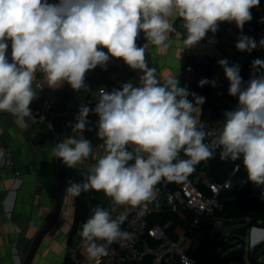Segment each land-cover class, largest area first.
Here are the masks:
<instances>
[{
    "label": "clouds",
    "instance_id": "obj_1",
    "mask_svg": "<svg viewBox=\"0 0 264 264\" xmlns=\"http://www.w3.org/2000/svg\"><path fill=\"white\" fill-rule=\"evenodd\" d=\"M259 4L260 0H0V112L32 117L30 105L44 88L38 73L49 88L67 84L89 93L86 73L105 68L111 58L122 59L142 73L138 85L129 81L111 92L100 89L94 107L81 104L73 135L52 149V156L68 168L84 165L93 157L94 146L83 132L90 113L98 116L96 136L104 154L81 172L79 182L68 181V194L103 192L113 209L135 207L147 201L162 180L185 181L196 165L214 158L216 149L222 160H242L247 181L264 185V60L252 61L246 85L239 64L218 61L237 105L223 112L220 128L207 131L194 115L201 114L206 98L180 87L176 76L162 82L146 59L148 43L161 51L171 46L177 19L185 34L184 49L205 38L214 44L219 25L234 22L241 30L236 49L251 53L258 44L243 34V27ZM141 33L146 41L142 46L137 44ZM259 47H264V39ZM216 84L203 78L198 86ZM208 137L212 139L206 142ZM4 155L0 149V158ZM125 220V214L114 218L107 208L97 206L81 225L82 245L93 264H101L109 245L131 237L121 229ZM181 264L190 262L183 256Z\"/></svg>",
    "mask_w": 264,
    "mask_h": 264
},
{
    "label": "crops",
    "instance_id": "obj_2",
    "mask_svg": "<svg viewBox=\"0 0 264 264\" xmlns=\"http://www.w3.org/2000/svg\"><path fill=\"white\" fill-rule=\"evenodd\" d=\"M49 2H56V0H49ZM251 12L254 20H264V0H260L259 6L251 9ZM183 39L178 30L171 33V46L166 51H161L148 43L146 59L149 67L156 69L162 82L169 76H176L179 82H191L193 75L184 71L185 66L188 65L187 57L208 55L217 63L215 80L221 91L224 82L220 84V70L223 72V69L218 61L225 59L220 52V46L225 45V42H221V45L210 44L208 38H205L197 46L184 49ZM145 43L144 38L143 45ZM141 74L127 66L119 72L90 77L85 83L90 92H76L68 105L80 107L86 96L100 89L111 92L112 89H118L123 83L129 81L138 85ZM37 78L43 80L39 73ZM44 82L46 84V81ZM67 86L64 84L56 88L60 96ZM213 91L214 87L212 93ZM212 98L216 99L213 96ZM90 116L95 122L98 120V116L91 113ZM30 130L38 136L37 140L31 138ZM71 135L73 134L62 128L63 138ZM54 147L53 132L45 130L41 125L30 126L28 117L19 119L9 113L0 112V149L3 151L6 148L10 149L14 157L12 169L0 170V264H20L17 256L21 253L25 255L36 233L53 212L58 184L57 159L52 156ZM103 154L94 146L93 157L85 161L84 165H78L77 169L68 168L65 165V189L69 180L79 182L82 179L81 172L94 162L95 157ZM100 194L105 196L103 192ZM76 197L65 190L59 218L44 237L31 264H66L68 259L73 264H93L82 245L79 228L74 229ZM109 199L106 197V202ZM261 235V232L253 233L252 238L260 239ZM248 239H250L249 231L244 238L246 243L244 250L249 256L252 255L253 261L246 260L245 264H264V246L254 254L255 248L250 247L252 241L247 242ZM68 248H71L73 252L71 255H68ZM22 259L23 257H20V261Z\"/></svg>",
    "mask_w": 264,
    "mask_h": 264
},
{
    "label": "built area",
    "instance_id": "obj_3",
    "mask_svg": "<svg viewBox=\"0 0 264 264\" xmlns=\"http://www.w3.org/2000/svg\"><path fill=\"white\" fill-rule=\"evenodd\" d=\"M184 71L189 75L194 74L189 65L185 66ZM38 80L43 83L44 88L38 90L37 99L31 103L32 117H28V120L30 126L41 125L45 130L53 132L54 108L60 99V93L56 89L47 87L43 80ZM98 91L86 96L83 104L94 107L97 102L95 95ZM219 102L227 110H233L237 105L235 99H230L227 96L220 97ZM79 108V106L65 105L59 113L61 127L71 134H73L72 125L75 123ZM204 113L206 115L204 118L201 117L202 111L201 114L194 113V115L204 124L207 131H213L222 126L223 117L212 118L214 114L212 106H208ZM88 121L89 123L83 135L99 151L103 152V149L98 147L102 141L96 136V122L90 115ZM29 134L31 138L37 140L38 136L32 130L29 131ZM211 139L212 137H208L206 142ZM219 150L216 149L215 152ZM4 152V157L0 158V170L12 169L14 166L13 154L8 148ZM238 169L239 165H235L232 174L237 172ZM200 185L203 186L202 189ZM252 185L255 188L257 199L264 205V185ZM231 188L230 178L223 181L212 180L207 176L204 166H201L181 183L162 180L155 186L152 196L138 206H120L113 209L112 202H106L105 208L112 212L114 218L120 214L126 215V220L121 225V229L130 233L131 237L109 245L108 255L101 257V264H181L183 256L188 258L190 264H198L197 259L190 254L191 251L198 249L200 245V240L196 235H200L220 223L217 221L212 223L208 218L221 211L220 197ZM163 210H170L179 214L180 223L175 225L173 221L169 220L163 224L151 225L149 221L151 215L160 213ZM179 210L184 214L181 215ZM181 224L184 225L181 226ZM259 232L262 233L260 239L253 240L252 234ZM249 234V241H252L250 247L254 249L263 242L264 228L252 226ZM185 247L187 248L185 249ZM206 247L207 250H210L208 241Z\"/></svg>",
    "mask_w": 264,
    "mask_h": 264
},
{
    "label": "trees",
    "instance_id": "obj_4",
    "mask_svg": "<svg viewBox=\"0 0 264 264\" xmlns=\"http://www.w3.org/2000/svg\"><path fill=\"white\" fill-rule=\"evenodd\" d=\"M262 21L264 20L257 21L252 18L251 21L246 22L243 27V34L249 37L254 38L252 35L258 34L257 38H254L258 45L259 41L264 39V22ZM233 24L235 32L241 34V30L237 28L234 22ZM175 27L184 38L185 34L183 29L180 28V21L178 19L175 22ZM186 63L191 66L194 71L193 80L191 82L180 81L179 86L186 87L190 92H194L197 95L206 98L204 104L202 105L201 117H206L204 111L208 106H212L214 108V114L212 118L223 117V112L227 110V108L220 104L219 99L222 96H227L232 99L228 93L223 91L224 85L215 100L212 98L213 87L211 85H205L204 87L198 86L199 81L203 78L215 80L217 66L216 61L208 55H190L187 57ZM189 99H191V96ZM219 153L220 150L215 152L214 158L202 161L195 166V169H199L201 166H204L207 176L215 181H223L226 178H230L232 188L225 191L220 197V202L222 204L221 211L217 212L214 216L209 217L208 220H210L212 223L215 221H239L240 227L237 229V235L234 234L232 236V240H236L235 244L237 245V249L228 253H211V251L207 250L206 247V242L209 238V231L211 230L209 228L204 233L196 235L200 240V245L198 249L191 251L190 254L197 259L198 264H245L246 260L252 262L253 257L252 255L249 256L245 252L242 243L244 242V238L252 226L264 228V205L257 199L253 185L247 181V174L244 170L242 160L225 161L220 158ZM235 165H239V169L237 172L232 174L233 167ZM200 188L202 189L203 186L200 185ZM105 198L106 197L102 196L100 192L96 191L81 193L79 196H77L74 229L79 228V230H81V225L91 216L92 210L94 208L97 206L105 208ZM169 220L173 221L176 225L180 223L181 218L179 217V214L170 210H163L160 213H153L149 218L151 225L163 224ZM183 225L184 224H181V226ZM170 235H172V233H170ZM262 245L263 244H259L256 246L253 253L255 254L257 250L262 248ZM72 253L73 252H71V248H68V255H71ZM66 264H73V262H70L68 259Z\"/></svg>",
    "mask_w": 264,
    "mask_h": 264
},
{
    "label": "rangeland",
    "instance_id": "obj_5",
    "mask_svg": "<svg viewBox=\"0 0 264 264\" xmlns=\"http://www.w3.org/2000/svg\"><path fill=\"white\" fill-rule=\"evenodd\" d=\"M263 32V31H262ZM212 33H208V37H212ZM240 34L236 33L234 30V24L233 22L229 25V23L224 22L219 25V30L215 34V43L217 45H221V42H225V45L220 46V52L223 54L225 59L229 61V64H239L240 66V75L243 78V81L245 82V85L247 81L250 78V75L252 73L251 63L253 59L260 58L261 60H264V47H258L253 50L251 53L249 52H241L238 51L235 47L238 37ZM254 38H257V35H252ZM221 77H220V84L224 82V92L228 93L229 88V81L226 79L225 74L220 70ZM224 80V81H223ZM220 93L219 91V84H216L214 87V91L212 93L213 97H217V95ZM232 97V96H231ZM237 101L236 97H232ZM109 199L107 202H110ZM179 213L183 215L184 213L179 210ZM216 227H220L223 229L222 232H216ZM240 227L239 221H230V222H220L215 227H213L209 231V238H208V245L210 246V251L213 254L218 253H228L230 251H233L237 249L236 240H232V236L236 234L237 229ZM237 235V234H236ZM250 239H248L247 242H249ZM262 247L264 246V241L262 242ZM243 248L246 247V243H242ZM187 247H185L186 249ZM264 252V251H263ZM262 253V252H261ZM241 264V263H240Z\"/></svg>",
    "mask_w": 264,
    "mask_h": 264
},
{
    "label": "water",
    "instance_id": "obj_6",
    "mask_svg": "<svg viewBox=\"0 0 264 264\" xmlns=\"http://www.w3.org/2000/svg\"><path fill=\"white\" fill-rule=\"evenodd\" d=\"M143 40H144V35L143 33H141L137 39V44L142 46ZM7 55L9 57V60L11 61L10 44ZM125 67H127V65L123 62L122 59L111 58L105 68L97 66L96 69L87 72L85 76V83L90 77H96V76L119 72L123 70ZM75 93L76 91L72 90L71 87L68 85L67 88L62 93V95L60 96V99L54 108L53 134L55 137V144L63 139L62 127L59 123V113L65 105H68V103L70 102L71 98ZM57 179H58L57 194H56V200H55L53 212L51 216L48 218V220L44 223V225L40 228V230L36 233L25 255L21 253V255L17 256L18 259L17 261L20 264H31L33 262L44 237L54 227L62 210L64 192H65V164H63V162L59 159H57ZM222 231H223L222 228L220 227L216 228V232H222ZM20 257H23L22 261H20Z\"/></svg>",
    "mask_w": 264,
    "mask_h": 264
}]
</instances>
